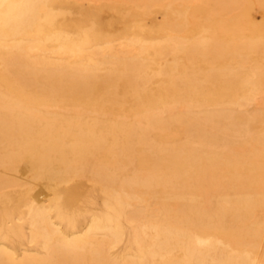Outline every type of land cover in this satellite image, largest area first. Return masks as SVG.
<instances>
[{"label": "bare ground", "instance_id": "1", "mask_svg": "<svg viewBox=\"0 0 264 264\" xmlns=\"http://www.w3.org/2000/svg\"><path fill=\"white\" fill-rule=\"evenodd\" d=\"M0 264H264V0H0Z\"/></svg>", "mask_w": 264, "mask_h": 264}, {"label": "rangeland", "instance_id": "2", "mask_svg": "<svg viewBox=\"0 0 264 264\" xmlns=\"http://www.w3.org/2000/svg\"><path fill=\"white\" fill-rule=\"evenodd\" d=\"M115 18H113V20H114Z\"/></svg>", "mask_w": 264, "mask_h": 264}]
</instances>
